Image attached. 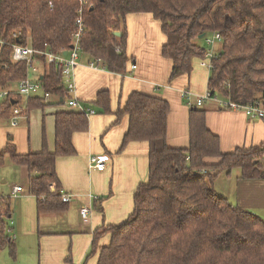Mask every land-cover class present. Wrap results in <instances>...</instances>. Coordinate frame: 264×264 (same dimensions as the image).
I'll return each instance as SVG.
<instances>
[{
	"label": "trees",
	"instance_id": "trees-1",
	"mask_svg": "<svg viewBox=\"0 0 264 264\" xmlns=\"http://www.w3.org/2000/svg\"><path fill=\"white\" fill-rule=\"evenodd\" d=\"M78 8L77 0H0V39L5 42L0 45V88L26 76V63L11 58L13 44L55 54L70 50ZM130 13H150L160 22L165 37L161 55L171 61L170 81L189 74L193 61L205 57L198 36L217 32L221 42L207 81L209 95L240 105L264 97V0H87L80 54L100 59L108 71L124 73L132 60L126 53ZM38 59L44 90L65 99L60 68L43 56ZM109 101L108 92L100 91L93 105L99 113H110ZM14 103L12 98L1 101L0 118L11 117ZM44 104L40 96L31 97L25 112ZM169 109L163 98L134 92L116 112L118 120L128 116L119 151L129 142L146 141L148 173L133 192L132 212L96 232L87 257L98 252L96 264H264V219L215 189L217 176H229L234 169L241 179H264V143L222 153L218 137L206 126V109L190 107L189 144L170 147ZM87 129L83 112H57L53 150L44 135L38 152L16 153L10 142L0 149V165L8 155L27 167L28 191L36 198L38 214L67 209L56 160L75 155L72 135ZM207 158L217 161L207 163ZM9 211V199L3 198L0 226ZM103 235L108 243L97 246ZM7 243L0 233V249Z\"/></svg>",
	"mask_w": 264,
	"mask_h": 264
},
{
	"label": "crops",
	"instance_id": "crops-1",
	"mask_svg": "<svg viewBox=\"0 0 264 264\" xmlns=\"http://www.w3.org/2000/svg\"><path fill=\"white\" fill-rule=\"evenodd\" d=\"M126 27V53L132 60L124 73L88 67L89 57L81 56L74 71L79 104L94 109L95 113L88 116L87 131L72 135L75 155L56 160L61 192L72 195L67 209L38 214L36 198L28 191L27 167L16 165L8 155L5 163L0 165V179L4 178L0 183V208L3 198L10 202L9 213L1 216L4 224L0 226V233L7 237L8 243L0 249V264L97 263L98 252L87 257L94 234L108 224L127 218L133 209V192L147 178L146 141L129 142L119 151L128 128V116L118 120L116 112L123 110L132 93L165 99L170 107L167 143L170 147L188 146L190 106L183 91L193 94L192 101L202 96L207 91L210 70L201 66L197 59L189 74L170 81L171 61L161 55L165 37L160 22L150 13H130L126 15ZM133 64L135 68H132ZM41 67L39 65L38 75ZM100 91L109 94L110 113H99L93 105ZM44 102V106L25 112L16 125L11 124V118H0V149L10 142L16 153L38 152L44 135L48 148L53 150L55 114L81 111L54 95ZM200 107L206 109V126L218 137L222 153L264 143L263 120L249 118L242 110L223 108L213 99L205 100ZM90 156L103 157L106 160L104 168H89ZM216 161L217 158L206 159L207 163ZM233 173L232 170L225 176L227 189L223 196L260 216L253 210L264 212V179H241L238 177L240 171ZM217 178L215 189L218 191ZM14 186H21L23 191L14 196ZM98 198L102 200L97 202ZM82 206L90 208L86 217L79 213ZM108 240V235H103L97 246L105 245Z\"/></svg>",
	"mask_w": 264,
	"mask_h": 264
},
{
	"label": "built area",
	"instance_id": "built-area-1",
	"mask_svg": "<svg viewBox=\"0 0 264 264\" xmlns=\"http://www.w3.org/2000/svg\"><path fill=\"white\" fill-rule=\"evenodd\" d=\"M79 2V8L77 10L78 17L76 18L77 31L74 33L71 39L70 50L66 51V54H55L50 50H40L36 49L30 45L13 44L11 58L15 62L23 61L26 63V76L19 81L10 84L4 88H0V98L7 99L12 98L14 100V106L11 111V124L16 125L17 120L25 115L27 100L31 97L40 96L44 100L49 99L52 95L45 91L42 83L40 81L38 70L39 65H41L38 56H43L47 63H54L60 68L62 82L65 89L68 92V96L64 99V102L69 106L79 107L80 111L83 112L87 117L94 114L95 110L92 108H83L75 95V82H74V71L80 61V46L79 37L83 29L82 25V12L83 6L86 4L87 0H77ZM221 42V36L219 33L214 32L210 35H205L202 37V46L205 48V57L200 60V65L211 70L213 67L212 60L218 56L219 44ZM5 44L3 40L0 39V45ZM118 50V49H117ZM87 66L91 68H103L102 62L98 58L90 59L87 62ZM135 64L132 68H135ZM31 69V74L33 78H29ZM38 72V73H37ZM12 86H15L12 88ZM183 94L186 95L187 104L190 107H200L203 105L205 100L213 99L219 104V106L226 109L242 110L246 116L253 119H260L264 121V97L256 100L252 103L246 105H240L230 100L213 98L206 91L202 96L196 97L193 101V94L188 90H184ZM264 95V93H263ZM24 98L25 102H22ZM106 160L99 156H90L88 160L89 168H97L99 170L103 169ZM53 184L49 185L50 190L53 188ZM21 186H14L12 194L16 196L18 193L22 192ZM61 200L63 202L69 203L72 195L65 192H60ZM94 198H97L94 196ZM90 212V208L87 206H82L79 208L80 215L86 217ZM14 237V236H12Z\"/></svg>",
	"mask_w": 264,
	"mask_h": 264
},
{
	"label": "rangeland",
	"instance_id": "rangeland-1",
	"mask_svg": "<svg viewBox=\"0 0 264 264\" xmlns=\"http://www.w3.org/2000/svg\"><path fill=\"white\" fill-rule=\"evenodd\" d=\"M219 46H220V44H219ZM80 55H81V57H86L82 53ZM29 78H31V79L33 78V75L31 74V69H30ZM14 87L15 86H12V88H14ZM1 101H3V99L0 98V103H1ZM22 102H25L24 98L22 99ZM17 123H18V120H17ZM238 171H239L238 169H234L233 174H235V172H238ZM225 176L226 175H224V174L220 175L217 178V183H216V186L218 187V191H220L219 193H221L222 195H225L224 191L227 189V183H225V181L227 180V177H225ZM3 179H4L3 177L0 179V183ZM0 186H1V184H0ZM52 188H54V185ZM253 211L258 213L262 218H264V212H262V210H253Z\"/></svg>",
	"mask_w": 264,
	"mask_h": 264
},
{
	"label": "water",
	"instance_id": "water-1",
	"mask_svg": "<svg viewBox=\"0 0 264 264\" xmlns=\"http://www.w3.org/2000/svg\"><path fill=\"white\" fill-rule=\"evenodd\" d=\"M115 35H119V32H114ZM205 35V33H202L198 36V38H202ZM63 54H66V51L63 52Z\"/></svg>",
	"mask_w": 264,
	"mask_h": 264
}]
</instances>
